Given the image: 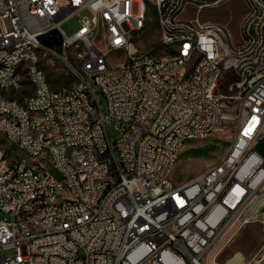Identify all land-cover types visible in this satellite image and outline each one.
<instances>
[{"label": "built area", "instance_id": "2783aa9c", "mask_svg": "<svg viewBox=\"0 0 264 264\" xmlns=\"http://www.w3.org/2000/svg\"><path fill=\"white\" fill-rule=\"evenodd\" d=\"M245 1L255 16L241 21L237 42L227 23L201 16L223 0H182L180 9L173 0H0V131L26 154L6 163L0 150V210L7 212L0 264H210L218 242L249 222V204H256L254 220H264V200H255L264 191V157L256 149L264 136V0ZM188 7L194 14H186ZM83 10L90 14L68 36L63 21ZM141 21H148L147 31L157 22L161 54L141 48ZM106 27H114V38ZM222 29L231 40H223ZM256 29H263V40H256L262 56L253 49L239 61L245 36L255 37ZM52 30L82 65L74 83L56 89L38 55L41 37ZM174 37L186 38V45H173ZM189 37H196L197 50H189ZM115 45L127 46L129 63H109ZM189 53L201 59L196 75L177 69ZM14 61L33 64V74L14 69ZM207 67L232 68L240 77L230 85L239 89L234 136L217 169L175 184L169 176L186 142L223 125V78H205ZM19 76L33 88L22 100L5 92ZM111 121L120 130L115 140ZM38 150H46L45 160H37ZM107 152L117 155L119 182L107 176ZM65 156L74 157L80 175H72ZM37 201L44 210H36Z\"/></svg>", "mask_w": 264, "mask_h": 264}, {"label": "rangeland", "instance_id": "374dc122", "mask_svg": "<svg viewBox=\"0 0 264 264\" xmlns=\"http://www.w3.org/2000/svg\"><path fill=\"white\" fill-rule=\"evenodd\" d=\"M137 7L135 6V11ZM151 9H154L152 6ZM193 7L187 8L188 15L194 14ZM89 10H83L66 18L62 23V29L68 36H72L80 27V17L89 15ZM203 20H211L227 23L234 34V38L239 42V28L241 21L249 22L255 16V7H248L245 0H224L223 4L218 7H207L201 11ZM146 29L140 33L144 34V39L140 42L141 48L149 49L156 55L161 54L159 44L160 30L157 22L147 31ZM225 40H231V32L225 29ZM263 40V29L255 30V37L245 36V43L242 50L238 52L239 61L250 59V53L255 49V56H262V49H259V41ZM228 48L236 54L235 46ZM40 64L44 69L47 79L53 88L74 83L76 81L75 68H80L81 62L76 57L74 50L63 47L53 49L44 45L38 48ZM110 64L124 62L127 58V52L124 49H113L107 56ZM223 78V79H221ZM238 77L232 72V69L222 70L218 79H221L219 86V95L226 102V108L223 109L222 119L223 125L221 129L214 131L210 135L193 139L186 142L183 147L176 165L170 173V179L175 184L185 183L197 174H200L210 167L218 164L223 156H227L231 145L236 122L237 101L234 96L238 94L236 84L230 88L232 82L238 81ZM24 91H14V97L22 100L28 93L32 92V86L27 82ZM103 103H105L102 97ZM109 134L113 140L119 137V126L116 121L108 124ZM256 149L264 157V137L258 142ZM0 150L1 156L6 159V163H14L17 160L26 158V154L17 146H15L9 138L0 131ZM46 151L41 153L37 160H45ZM47 168L58 174L55 166L50 161H45ZM255 193V200H264V191ZM254 211L256 204H249V209H245L244 220L249 221L234 227L229 234L221 239L215 249L208 257L210 264H250L252 260H261L264 263V220H254ZM7 216V212L0 210V221ZM12 251L9 250L8 253Z\"/></svg>", "mask_w": 264, "mask_h": 264}, {"label": "bare ground", "instance_id": "6f19581e", "mask_svg": "<svg viewBox=\"0 0 264 264\" xmlns=\"http://www.w3.org/2000/svg\"><path fill=\"white\" fill-rule=\"evenodd\" d=\"M256 1H263V0H256ZM181 3L182 0H173V9H180ZM203 3L212 4L213 0H203ZM152 6L154 7V9H158V2H151V7ZM162 15H170V8H162ZM147 25H148V21H141L140 23H138V25H136V32L140 33L141 31L146 29ZM106 35L107 38H114V27H106ZM222 38L223 40H225V29H222ZM173 45H186V38L174 37ZM188 45H189V50H197L196 37H189ZM113 49H117V50L124 49L127 52V46L124 45H115L113 46ZM228 53L232 54L233 52H231V50L228 48ZM127 55L128 58L122 63H129L130 53H127ZM149 56H156V55L152 52H149ZM22 68H23V73L33 74V64H24L23 66V61H14V69H22ZM200 68H201V59H196V53H189L188 56L186 57V60H180V62H177V69H188L189 75L198 74ZM228 69H232V68L215 69L214 67H207L205 71V78L218 79L219 74L222 72V70H228ZM23 82H27V77L19 76V83L5 84V92L19 91L21 89V84H23ZM47 82L49 83L48 79ZM64 86H68V85H64ZM0 88H2V81H0ZM219 97L220 100H223L220 95ZM222 112L223 109H219V119H222ZM49 145H56V137H49ZM44 151L46 150H38L37 157ZM91 158H98V150H91ZM65 163H67V165H72V175L81 174V167L80 165H74L73 156H65ZM218 166H220V162L218 164H215L209 169H217ZM106 172H107V176H110L112 178V182H119L120 169L117 162V155H115L114 152L106 153ZM36 210H44V201H37ZM254 261L257 260H252L250 264Z\"/></svg>", "mask_w": 264, "mask_h": 264}, {"label": "trees", "instance_id": "16d2710c", "mask_svg": "<svg viewBox=\"0 0 264 264\" xmlns=\"http://www.w3.org/2000/svg\"><path fill=\"white\" fill-rule=\"evenodd\" d=\"M41 41L48 48L57 49L62 47V35L58 30H52L44 34Z\"/></svg>", "mask_w": 264, "mask_h": 264}, {"label": "crops", "instance_id": "0c3cea01", "mask_svg": "<svg viewBox=\"0 0 264 264\" xmlns=\"http://www.w3.org/2000/svg\"><path fill=\"white\" fill-rule=\"evenodd\" d=\"M11 92H13V91H7V93H11ZM264 137V136H263ZM258 144V143H257ZM257 146V145H256ZM258 151V150H257ZM259 152V151H258ZM260 153V152H259ZM261 154V153H260ZM262 155V154H261ZM263 156V155H262ZM211 168V167H210Z\"/></svg>", "mask_w": 264, "mask_h": 264}]
</instances>
